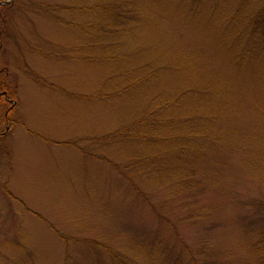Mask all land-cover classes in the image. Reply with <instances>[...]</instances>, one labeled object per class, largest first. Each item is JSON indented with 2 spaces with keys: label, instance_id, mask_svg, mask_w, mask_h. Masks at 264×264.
<instances>
[{
  "label": "rangeland",
  "instance_id": "obj_1",
  "mask_svg": "<svg viewBox=\"0 0 264 264\" xmlns=\"http://www.w3.org/2000/svg\"><path fill=\"white\" fill-rule=\"evenodd\" d=\"M101 1L5 2L0 264H264V50L236 68L170 0H131L114 39Z\"/></svg>",
  "mask_w": 264,
  "mask_h": 264
},
{
  "label": "trees",
  "instance_id": "obj_2",
  "mask_svg": "<svg viewBox=\"0 0 264 264\" xmlns=\"http://www.w3.org/2000/svg\"><path fill=\"white\" fill-rule=\"evenodd\" d=\"M170 1L175 7L179 8H182L184 6H190L192 9L200 8L198 9L200 16L205 14L207 18L211 17L214 19V21L217 20L219 22L218 24L220 31L219 36L216 37L218 39L220 36H222V38L224 39L223 51H225L226 53H231V48H234L236 44L237 46H239V49L241 51V53L236 54V59H234L235 57L233 55V61L236 68L239 67V63L245 58V54L251 55L258 49L264 50V0ZM176 1L180 6L176 5ZM5 2L6 0H0V50L3 49L5 41L4 28L6 25V15L4 13L7 14L8 12V5L5 4ZM140 2L142 1L138 0V3ZM131 5V0H102L101 2L95 3L93 4V6L88 7V9L90 11H99L100 13H103L101 14L102 20L99 28L105 29V35L115 39L116 35L121 33L125 27L130 25L131 18L138 12V9L132 10ZM89 21L91 24L92 20L90 19ZM232 54L233 53H231V56ZM9 78L8 68L4 67L0 61V110L3 109V115L1 117L2 126L0 127V143H4L3 152L7 155H9V150L7 149L5 139L8 137L10 129L14 124V122L10 118V115L16 108L17 100L16 86L10 82ZM169 104L170 103L168 102L166 106H168ZM172 119H174V117L169 119V122H171ZM138 125L139 121L131 129L138 127ZM189 129L192 130L191 128ZM194 133L196 134L195 130H192L190 132V134ZM137 139L147 140L146 137L143 136H138ZM156 155L157 154H153L150 157L153 168L156 164ZM174 157L176 158V156ZM176 159L178 160V158ZM143 162L144 161L139 160L137 163L143 164ZM152 172L154 174V169H152ZM195 174L196 173L185 174V180H183L182 178H173L172 181L179 186L182 185L181 187L184 186L187 188H193L196 181L188 182L186 181V178L190 177L191 175L196 176ZM168 181L171 180L168 179ZM197 184H200V181ZM110 254H112V256L115 258L114 251L111 250ZM195 255L196 254H194V256ZM171 262L173 264H183V262L179 258Z\"/></svg>",
  "mask_w": 264,
  "mask_h": 264
}]
</instances>
